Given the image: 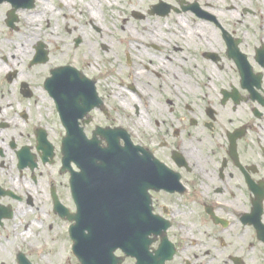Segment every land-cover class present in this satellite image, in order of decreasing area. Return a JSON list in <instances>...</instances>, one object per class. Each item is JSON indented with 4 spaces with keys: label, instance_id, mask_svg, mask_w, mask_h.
Masks as SVG:
<instances>
[{
    "label": "flooded vegetation",
    "instance_id": "obj_1",
    "mask_svg": "<svg viewBox=\"0 0 264 264\" xmlns=\"http://www.w3.org/2000/svg\"><path fill=\"white\" fill-rule=\"evenodd\" d=\"M124 130L153 155L159 264H264V0H0V264H85L90 153Z\"/></svg>",
    "mask_w": 264,
    "mask_h": 264
},
{
    "label": "water",
    "instance_id": "obj_2",
    "mask_svg": "<svg viewBox=\"0 0 264 264\" xmlns=\"http://www.w3.org/2000/svg\"><path fill=\"white\" fill-rule=\"evenodd\" d=\"M71 72H68V75ZM87 84V83H86ZM81 85H68L69 87H79ZM65 85H60L58 89H52L54 93L58 94L62 92L63 88H66ZM59 107L62 109L63 104L61 101L58 102ZM117 138L114 142H109L111 148L103 150H97L90 153V164L91 167H98L99 169L104 168V160H116V166L119 170L124 169V175L132 176L133 166H137L138 162L139 174L140 177L125 180V186L127 195H126V208L118 210L117 212L112 211L109 208V200L111 202L113 198H119L118 193L114 194L113 192L110 195H100V200L94 203L100 204L96 208L95 220H96V235H97V244L93 247L92 252L98 253L94 254L89 253V258L85 260V264H119L122 262V259H117L114 256V251L117 248H121L129 256H133L137 259V264H159L157 261L159 257V251L156 252V255L150 252V246L153 242V239L150 238V235H157L158 228L155 226V222L158 217H155L152 213V207L150 206L151 197L149 196V185L150 178L147 175V169L152 158L151 153L147 150H144L140 146H134L131 141L128 133L125 131H119L114 133ZM118 136L125 139V147L120 148L118 144ZM108 137V139H110ZM79 140L76 138L72 139L71 145L76 147V143ZM68 140L63 141V158H64V168L67 169V166L74 160L77 165L81 168V172L77 175V186L81 184V178L85 181V160L81 151L76 149L72 152L70 151L71 145L68 147ZM107 164V163H106ZM134 175H137L135 172ZM81 177V178H80ZM135 179V180H134ZM134 181H137V190L133 187L132 194H129V184H132ZM100 184L104 183V180L98 181ZM95 181L94 185L98 183ZM133 185V184H132ZM137 191V192H136ZM137 193V194H136ZM135 195V196H134ZM79 201V210H80V221L83 220V216H87L88 207L90 200L87 199L86 195L80 197ZM123 202L125 198H121ZM137 200L139 202L140 211L135 212L132 208V201ZM123 221L118 223H113L115 218L121 216ZM165 230V228H164ZM71 236L75 242L76 232H74V227L70 229ZM123 234H126L125 240ZM95 235V236H96ZM164 235V232H162ZM74 253L79 254L77 242H75ZM85 252V249H83ZM163 262V261H162ZM161 262V263H162Z\"/></svg>",
    "mask_w": 264,
    "mask_h": 264
},
{
    "label": "rangeland",
    "instance_id": "obj_3",
    "mask_svg": "<svg viewBox=\"0 0 264 264\" xmlns=\"http://www.w3.org/2000/svg\"><path fill=\"white\" fill-rule=\"evenodd\" d=\"M120 23L119 24H109V25H106L107 28H109L106 32H109V31H119L120 30V27H119ZM116 62H111L110 64L106 65V68H116ZM113 87H115V84H113Z\"/></svg>",
    "mask_w": 264,
    "mask_h": 264
}]
</instances>
